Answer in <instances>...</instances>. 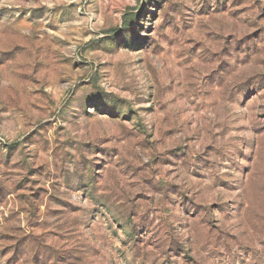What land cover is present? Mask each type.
I'll list each match as a JSON object with an SVG mask.
<instances>
[{"label":"rangeland","instance_id":"rangeland-1","mask_svg":"<svg viewBox=\"0 0 264 264\" xmlns=\"http://www.w3.org/2000/svg\"><path fill=\"white\" fill-rule=\"evenodd\" d=\"M0 264H264V0H0Z\"/></svg>","mask_w":264,"mask_h":264}]
</instances>
